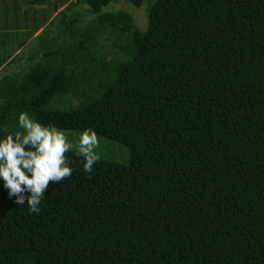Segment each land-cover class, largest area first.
<instances>
[{
  "label": "trees",
  "instance_id": "16d2710c",
  "mask_svg": "<svg viewBox=\"0 0 264 264\" xmlns=\"http://www.w3.org/2000/svg\"><path fill=\"white\" fill-rule=\"evenodd\" d=\"M113 1L71 2L70 40L0 78V136L27 111L94 128L129 161L100 156L87 174L66 153L73 174L39 215L5 207L0 264H264V0H128L148 2L146 31ZM81 2L95 17L76 32ZM58 94L78 102L54 108Z\"/></svg>",
  "mask_w": 264,
  "mask_h": 264
},
{
  "label": "rangeland",
  "instance_id": "374dc122",
  "mask_svg": "<svg viewBox=\"0 0 264 264\" xmlns=\"http://www.w3.org/2000/svg\"><path fill=\"white\" fill-rule=\"evenodd\" d=\"M73 1L78 0H44L40 3H35V0H0L1 62L5 63V60L10 56L7 63L0 66V78L7 74L23 72L24 69H28V66L35 64L37 60V58L35 59L36 53L41 50L43 42L47 47H51L54 44L70 40L66 34L67 25L62 11ZM147 3L145 2L142 7H136L128 0H115L105 10L129 12L138 27L146 31L148 27ZM76 5L67 10L66 15L68 18H72L75 25L77 24L75 31L81 32V30L88 29L95 15L90 12L86 3L81 2ZM45 30L46 32L39 37L38 35ZM112 40L113 38L109 34H103L100 40L102 47H105V52H109L107 60L111 62L114 59V54L112 55L111 52L114 49ZM24 42H26V45L18 48ZM31 56L34 59L32 58V62H29ZM77 102L78 99H75L72 94H58L51 105L54 108L66 110L77 104ZM14 126L15 131L19 130L17 124ZM67 131L69 139L74 142L78 140L80 131ZM98 136L100 146L96 151L100 156L121 163L129 161L130 150L128 147L104 136ZM10 200L7 190L4 189L3 183L0 181V218Z\"/></svg>",
  "mask_w": 264,
  "mask_h": 264
},
{
  "label": "clouds",
  "instance_id": "9594fccd",
  "mask_svg": "<svg viewBox=\"0 0 264 264\" xmlns=\"http://www.w3.org/2000/svg\"><path fill=\"white\" fill-rule=\"evenodd\" d=\"M17 127L0 136V181L14 203L39 215L50 182L57 184L73 174V162L65 154L75 150L83 172L91 174L100 160V138L94 128H85L74 142L66 129L42 123L27 111L18 113Z\"/></svg>",
  "mask_w": 264,
  "mask_h": 264
},
{
  "label": "crops",
  "instance_id": "0c3cea01",
  "mask_svg": "<svg viewBox=\"0 0 264 264\" xmlns=\"http://www.w3.org/2000/svg\"><path fill=\"white\" fill-rule=\"evenodd\" d=\"M6 63H7V62H6ZM6 63H5V64H6Z\"/></svg>",
  "mask_w": 264,
  "mask_h": 264
}]
</instances>
